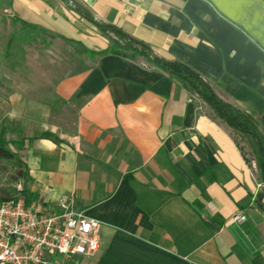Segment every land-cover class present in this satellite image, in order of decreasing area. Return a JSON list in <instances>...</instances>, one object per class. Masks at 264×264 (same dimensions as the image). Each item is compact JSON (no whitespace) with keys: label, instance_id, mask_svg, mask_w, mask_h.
<instances>
[{"label":"crops","instance_id":"1","mask_svg":"<svg viewBox=\"0 0 264 264\" xmlns=\"http://www.w3.org/2000/svg\"><path fill=\"white\" fill-rule=\"evenodd\" d=\"M73 1L201 75L264 134V0ZM0 11L18 31L7 47L40 32L110 49L49 87L21 82L0 99L2 138L22 142L8 147L28 188L100 223L94 255L51 253L48 264H264V180L203 101L145 57L111 48L61 0H0Z\"/></svg>","mask_w":264,"mask_h":264},{"label":"built area","instance_id":"2","mask_svg":"<svg viewBox=\"0 0 264 264\" xmlns=\"http://www.w3.org/2000/svg\"><path fill=\"white\" fill-rule=\"evenodd\" d=\"M99 227L68 198L57 204L27 202L20 194L0 200V264H48L51 253L91 257L100 249Z\"/></svg>","mask_w":264,"mask_h":264},{"label":"trees","instance_id":"3","mask_svg":"<svg viewBox=\"0 0 264 264\" xmlns=\"http://www.w3.org/2000/svg\"><path fill=\"white\" fill-rule=\"evenodd\" d=\"M63 3L68 4L73 11L80 17L85 18L97 26L98 30L108 38L111 48H117L120 50H128L135 53L138 56H143L148 59L153 65L159 67L162 71L170 74L176 80L185 84L188 89L195 94L197 98L203 101L211 111L227 126H229L241 139L242 145L238 143L240 152L246 157L250 155L255 163L260 177L264 180V134H262L258 125L253 119L244 111H240L233 107L230 103H226L222 99L216 96L209 83L198 73L190 69L185 64H181L172 60H165L159 57L153 56L151 50L143 43L138 42L126 34H123L120 30H117L113 26H106L98 24L93 20L88 11L83 7L75 3L73 0H61ZM29 29H33L27 24L23 26ZM82 51L89 55H97L106 53L102 51L100 53H94L86 48H82ZM5 132V128H1L0 134V163L2 161L12 163L14 169H16L15 179L23 181L21 189H17V194L23 196L27 202L37 201L41 202L38 195L28 188L31 179L28 175L27 167L23 161L20 160L17 153L13 152L9 145H20L22 142L9 143L4 141L2 135ZM42 138H49L55 142L57 139L49 133H44ZM13 196L7 190H0V200L11 199ZM42 203V202H41ZM210 225V222H207ZM211 226V225H210Z\"/></svg>","mask_w":264,"mask_h":264},{"label":"rangeland","instance_id":"4","mask_svg":"<svg viewBox=\"0 0 264 264\" xmlns=\"http://www.w3.org/2000/svg\"><path fill=\"white\" fill-rule=\"evenodd\" d=\"M17 32L9 17L0 11V99L11 94L21 82L46 83L45 87H49L72 70H82L92 60L93 55L81 47L48 39L40 32H29L30 37L25 36L19 44L14 40L7 47L8 38L12 34L16 37ZM15 173L12 163H0V190H7L13 197L17 196L16 188L21 189L23 184L22 180L15 179Z\"/></svg>","mask_w":264,"mask_h":264},{"label":"water","instance_id":"5","mask_svg":"<svg viewBox=\"0 0 264 264\" xmlns=\"http://www.w3.org/2000/svg\"><path fill=\"white\" fill-rule=\"evenodd\" d=\"M93 0H86V2L91 5Z\"/></svg>","mask_w":264,"mask_h":264}]
</instances>
